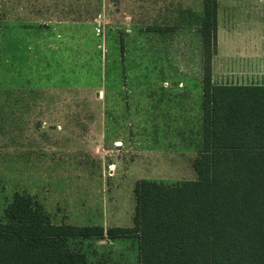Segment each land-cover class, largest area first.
Instances as JSON below:
<instances>
[{
    "label": "rangeland",
    "instance_id": "rangeland-1",
    "mask_svg": "<svg viewBox=\"0 0 264 264\" xmlns=\"http://www.w3.org/2000/svg\"><path fill=\"white\" fill-rule=\"evenodd\" d=\"M201 18L202 0H0V210L18 192L58 223L130 228L138 180H194ZM262 39L264 0H218L213 83L264 84ZM70 245L137 264L132 237Z\"/></svg>",
    "mask_w": 264,
    "mask_h": 264
},
{
    "label": "trees",
    "instance_id": "trees-1",
    "mask_svg": "<svg viewBox=\"0 0 264 264\" xmlns=\"http://www.w3.org/2000/svg\"><path fill=\"white\" fill-rule=\"evenodd\" d=\"M198 34L196 178L138 180L130 228L53 224L36 200L16 192L0 210V264H89L71 242L105 237L134 238L137 264H264V85L213 83L218 0H202Z\"/></svg>",
    "mask_w": 264,
    "mask_h": 264
},
{
    "label": "crops",
    "instance_id": "crops-1",
    "mask_svg": "<svg viewBox=\"0 0 264 264\" xmlns=\"http://www.w3.org/2000/svg\"><path fill=\"white\" fill-rule=\"evenodd\" d=\"M262 40H264V39H262ZM263 50H264V49H263ZM254 85H264V84H254ZM43 92L46 93V88L43 89ZM41 93H42V88L40 87V89H39V97H41ZM38 105H39L40 108H42V106L45 107V106H46V101H45V99L43 100V104H42V100L39 99V103H38ZM43 122H45V121L43 120ZM35 136H36V137L34 138V140H39V151H40V152L42 151V144H43V151H45V150L47 149L46 133L44 132V134H43V143H42L41 129H40V132H39V136H38L37 134H36ZM49 216H50L51 221H52L53 224H62V223L55 222L54 219H53V217H51V215H49ZM54 218H55V217H54ZM66 224H67V223H66ZM104 229H105V228H104ZM105 238H107V237H105ZM105 238H102V239H105ZM107 239H108V238H107ZM99 240H101V239H99ZM108 240H111V239H108ZM113 241H115V240H113Z\"/></svg>",
    "mask_w": 264,
    "mask_h": 264
}]
</instances>
